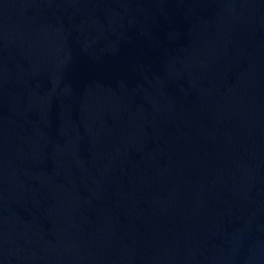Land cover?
<instances>
[{"label": "water", "instance_id": "95a60500", "mask_svg": "<svg viewBox=\"0 0 264 264\" xmlns=\"http://www.w3.org/2000/svg\"><path fill=\"white\" fill-rule=\"evenodd\" d=\"M0 264H264V0H0Z\"/></svg>", "mask_w": 264, "mask_h": 264}]
</instances>
